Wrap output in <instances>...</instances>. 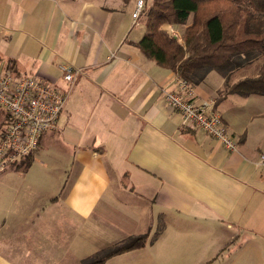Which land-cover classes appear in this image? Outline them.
Instances as JSON below:
<instances>
[{
    "label": "crops",
    "instance_id": "1",
    "mask_svg": "<svg viewBox=\"0 0 264 264\" xmlns=\"http://www.w3.org/2000/svg\"><path fill=\"white\" fill-rule=\"evenodd\" d=\"M134 5L0 0V69L66 90L30 165L0 173V264H82L85 243L140 234L144 246L104 264H264V96L214 103L250 67L189 82L236 140L228 151L166 103L180 77L135 45L145 25ZM62 64L77 70L70 86ZM4 119L0 109V134Z\"/></svg>",
    "mask_w": 264,
    "mask_h": 264
},
{
    "label": "trees",
    "instance_id": "2",
    "mask_svg": "<svg viewBox=\"0 0 264 264\" xmlns=\"http://www.w3.org/2000/svg\"><path fill=\"white\" fill-rule=\"evenodd\" d=\"M143 13L145 29L135 45L146 57L187 82L200 80L210 70L226 76L235 68L250 67L246 76L231 83L226 78L216 105L230 93L264 96V0H152L148 6L144 0ZM166 24L184 26L180 40L170 35ZM31 161L32 155L25 157L24 168ZM146 237L131 236L82 264H104L116 254L144 246Z\"/></svg>",
    "mask_w": 264,
    "mask_h": 264
},
{
    "label": "built area",
    "instance_id": "3",
    "mask_svg": "<svg viewBox=\"0 0 264 264\" xmlns=\"http://www.w3.org/2000/svg\"><path fill=\"white\" fill-rule=\"evenodd\" d=\"M143 9L144 0H136L132 18L138 19ZM167 30L180 40L176 31L169 26ZM59 68L62 79L70 86L77 70L66 64ZM163 96L166 103L180 114L183 125L201 130L228 151L236 150L237 142L213 104L194 101L191 83L180 77L174 87L163 90ZM65 99L66 90L46 80L35 75L18 76L0 69V109L5 114L0 134V173L33 153L43 133L56 129ZM258 165L264 179V152L259 156Z\"/></svg>",
    "mask_w": 264,
    "mask_h": 264
},
{
    "label": "rangeland",
    "instance_id": "4",
    "mask_svg": "<svg viewBox=\"0 0 264 264\" xmlns=\"http://www.w3.org/2000/svg\"><path fill=\"white\" fill-rule=\"evenodd\" d=\"M129 1H131V3L132 2H136V0H129ZM145 2H146V5L148 6V5H150L151 4V2H152V0H145ZM141 19H142V21L144 22L145 21V15H144V13L142 14L141 13ZM191 19L189 18V20L188 21H190ZM166 25H168V24H166ZM165 25V26H166ZM169 26V25H168ZM170 28H172L174 31H176L179 35L181 34V32H182V30H183V28H184V26H180V25H173V26H169ZM169 29V28H168ZM6 170H13V171H16V170H21L20 169V166L18 167V166H8L7 168H6ZM23 170V169H22ZM34 193H36V192H34ZM38 193V192H37ZM40 194L41 193H39V194H35L36 196H40ZM91 244H93V246H91L90 244H87V243H85L84 244V249H83V256L84 257H86L85 259H84V257H83V260H82V263L85 261V260H88V259H91V258H94V257H96V256H98V255H100V254H102L103 253V251L104 250H106L107 248H110L112 245H107V246H104L105 248L104 249H100V251H97L96 250V248L95 247H97L98 245H96V243H91ZM121 261V260H120ZM123 262V261H122ZM122 262H119L118 264H123ZM110 264H117V263H114V262H112V263H110Z\"/></svg>",
    "mask_w": 264,
    "mask_h": 264
}]
</instances>
